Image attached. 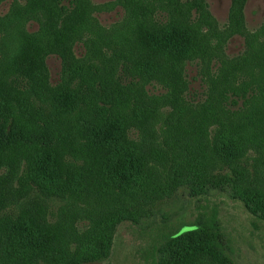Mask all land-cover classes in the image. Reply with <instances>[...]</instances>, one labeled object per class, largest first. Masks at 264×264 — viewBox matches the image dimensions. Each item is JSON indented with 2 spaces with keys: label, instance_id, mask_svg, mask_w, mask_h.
Segmentation results:
<instances>
[{
  "label": "trees",
  "instance_id": "1",
  "mask_svg": "<svg viewBox=\"0 0 264 264\" xmlns=\"http://www.w3.org/2000/svg\"><path fill=\"white\" fill-rule=\"evenodd\" d=\"M49 1L54 17L47 23L37 9L38 32L29 37L21 30L20 45L9 28L0 32V264H114L105 261L110 230L153 216L180 188L194 196L229 189L264 220V169L255 166L247 177L231 167L241 132L264 133V56L248 54L249 39L264 47V31L246 30L247 0H231L219 45L205 39L203 25H191L198 0ZM116 6L121 17L101 24L96 14ZM235 35L246 43L239 56L210 55L208 41L223 55ZM49 55L60 59L55 83ZM187 63L197 66L202 99L189 98ZM209 159L231 174L204 179L213 170ZM79 199L85 208L75 206ZM84 219L89 225L78 228ZM183 227L157 253L184 264L193 248L230 264L216 217Z\"/></svg>",
  "mask_w": 264,
  "mask_h": 264
},
{
  "label": "rangeland",
  "instance_id": "2",
  "mask_svg": "<svg viewBox=\"0 0 264 264\" xmlns=\"http://www.w3.org/2000/svg\"><path fill=\"white\" fill-rule=\"evenodd\" d=\"M92 1L103 3L116 0ZM10 2L11 0H4L0 3V32L9 28L12 33L11 37H17L19 45L21 43L19 36L21 30L29 37L38 32V23L35 20L38 13L37 9H41L39 15L43 19L45 18L47 23H50L51 17H54V14L50 12L53 4L49 0H17L13 7H11ZM198 2L200 3L198 13L196 16H189L190 21H192L191 25L195 26V30L203 25L205 39L214 38V43L219 45L224 37L225 29L218 30V28L224 27L227 23L231 0H205V3L203 0H198ZM60 3L67 5L69 1L61 0ZM205 4L210 14L207 13ZM243 11L247 31H258L260 28H263L264 31V0H247ZM122 13V8L116 6L110 11L97 13L96 16L101 24L108 26L118 20ZM68 14H71V9L58 12L57 18L58 20H65ZM4 19H12V22L4 21ZM196 32L197 39L201 42V33ZM249 43H251L248 51L250 58L264 56L262 41L253 42L252 39H249ZM209 44L208 41L210 55L224 59H231L234 55L239 56L246 49L244 38L240 35L228 39L223 55L212 50L213 45L209 47ZM81 50L82 48L79 45L75 47L77 55L81 53ZM46 63L51 83L57 82L61 65L59 57L49 55L46 58ZM232 67H234V64ZM185 69L189 83V98L193 100L202 99L204 88L196 64L187 63ZM231 73L234 74L233 71ZM221 85L222 81L220 82ZM218 87V81H212L211 94L216 95ZM147 88L153 93L162 91L161 87L155 85H149ZM251 132L252 130L245 131V133L241 132L244 143L242 148L234 149L235 154L231 165L237 173L246 174L249 172L247 177L251 176L255 166L259 165L264 169V154L259 149V144H261L260 146L264 150V133L252 136ZM209 160L208 162L213 170L209 174V168L206 169L208 174L204 176V179L212 177L217 180L224 174H231L228 168L224 169L226 165H222L218 161L216 164L212 159ZM207 189V193L194 196L190 190L180 188L172 198L166 199L156 208L153 216L141 219L136 224L127 220L116 224L110 230L113 231L114 229V234L111 249L105 261L109 260L114 264H156L158 261L163 262V264H183L177 261V258L174 259L173 255L170 256L165 253V251L157 253L156 248L161 245L168 234L177 231L183 225L185 227L182 230H186L188 225L196 223L197 219H210L214 216L221 226L222 249L229 255L230 264H264V220L253 216L241 201L231 198L229 189L227 191H220L215 188ZM22 199H24V196ZM75 206L86 207L82 199H79ZM53 207L56 208L57 206L53 205ZM53 207L49 204L48 212L50 211L53 215L56 214L59 217L60 214L55 212ZM82 212L80 209L79 213ZM88 225V221L84 219L82 223H78L77 227L82 226L85 229ZM190 250L191 255L187 256L184 264H192V262L194 264H221L217 259H211L207 256L203 258L193 248H190ZM193 254H197V256L195 255L191 262L190 257ZM100 263V261H96L86 264Z\"/></svg>",
  "mask_w": 264,
  "mask_h": 264
}]
</instances>
